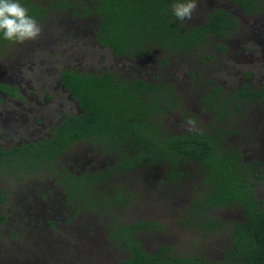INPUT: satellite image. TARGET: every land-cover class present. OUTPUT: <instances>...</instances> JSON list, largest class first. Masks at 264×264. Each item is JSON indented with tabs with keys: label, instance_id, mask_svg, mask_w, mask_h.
<instances>
[{
	"label": "rangeland",
	"instance_id": "374dc122",
	"mask_svg": "<svg viewBox=\"0 0 264 264\" xmlns=\"http://www.w3.org/2000/svg\"><path fill=\"white\" fill-rule=\"evenodd\" d=\"M91 5L86 1L65 11L52 10L41 24L38 39L10 43L6 53L0 55V83L20 84L23 95V98L10 99L0 92L3 98L0 146L9 148L22 138L35 140L40 136L29 135L34 127L41 128L44 123L47 127L42 133H48L64 113L79 111L78 104L59 84L60 71L64 68L91 73L112 70L120 77L137 76L152 82L160 79L172 84L179 103L164 114L160 134L195 129L213 132L219 125L233 132L228 146L238 148L248 163L260 161L259 168L264 175V103L258 99L249 101L242 106L244 109L226 117V126L218 124L217 114L203 103L204 95L215 86L222 87L218 94V101L222 102L235 94L241 84L247 83L252 88L264 85V10L247 14L232 0H198L186 25L200 24L209 12L223 7L236 19L226 37L210 36L198 49L168 53L155 48L132 58L116 55L110 47L97 42L93 32L98 20ZM81 7L90 9L84 17L80 15ZM222 43L225 50L219 46ZM205 80L210 82L205 83ZM43 99L44 104L38 102ZM41 109L49 111V115L37 118L35 112ZM75 149V153L67 155ZM86 152L91 154L83 160L85 164L74 163V171L86 167L104 171L115 161L114 154L96 149L91 142H79L64 152L56 167L60 170L67 160L81 155L85 158ZM49 167L52 170L40 168L29 173L17 169L12 173L0 171V190L8 192L7 201L0 204V264H119L129 251L116 232L120 226L136 221L158 224L137 232L146 252L153 253L159 246L167 245L172 246L176 254L206 255L215 259L229 244L234 222L243 218L242 211L236 207L210 211L205 206L194 207L204 187V175L198 163H189L177 183L169 181V168L161 164H144L115 173L112 179H95L83 193L70 184L77 180L76 176L67 177L65 183L79 196L78 200L73 199L71 208L62 202L68 189H63L58 182L53 194L47 196L44 185L53 183L54 177L65 175ZM71 170L69 168L68 172ZM62 190L64 192L59 194ZM255 192L264 199V178ZM42 193H46V197H42ZM47 201L58 202L63 210L46 214ZM30 212H34L35 218L27 216ZM2 215L6 216L3 221ZM208 216L219 219V226L212 227L206 220ZM30 217L33 219L29 220Z\"/></svg>",
	"mask_w": 264,
	"mask_h": 264
},
{
	"label": "trees",
	"instance_id": "16d2710c",
	"mask_svg": "<svg viewBox=\"0 0 264 264\" xmlns=\"http://www.w3.org/2000/svg\"><path fill=\"white\" fill-rule=\"evenodd\" d=\"M86 1L92 3L97 15V42L110 47L116 55L132 58L155 48L168 53L198 49L210 36L226 37L236 24L232 13L221 7L209 12L202 23L188 26L171 15L173 0H21L40 24L52 10L65 11ZM232 2L247 14L264 10V0ZM81 9L80 15L90 11L87 7ZM10 43L0 39V55L6 53ZM219 46L226 49L223 43ZM246 74L249 76L250 72ZM60 77L81 112L68 114L50 137L9 148L0 146V171L12 173L17 169L29 173L41 166H51L59 172L56 166L64 152L80 140L102 145L109 154L117 155L114 167L102 176L114 168L127 172L144 164H161L169 168V181L177 183L189 163H198L203 171L204 187L194 207L205 206L209 211L236 207L242 211L243 218L234 222L229 244L222 255L213 259L206 255L176 254L172 246L167 245L159 246L153 253L146 252L137 232L158 224L136 221L120 226L116 232L129 251L119 264H264V199L255 192L264 178L263 169L259 168L260 161L248 163L238 148L228 146L233 132L218 125L213 132L195 129L160 134L164 114L179 103L172 84L164 80L149 83L137 76L120 77L112 70L91 73L70 68L63 69ZM0 91L16 95V87L8 83H0ZM221 91V86L212 87L204 95L203 103L217 114L216 122L225 126L228 125L226 117L244 109L242 106L249 101L258 99L264 103V85L252 88L247 83L241 84L235 94L222 102L218 101ZM70 176H76L74 186L84 192H87L85 187L101 178V174L89 172L80 176L68 174L65 178ZM0 191V204H3L8 192ZM1 218L3 221L6 216ZM206 220L212 227L221 222L211 216Z\"/></svg>",
	"mask_w": 264,
	"mask_h": 264
},
{
	"label": "flooded vegetation",
	"instance_id": "af4514ba",
	"mask_svg": "<svg viewBox=\"0 0 264 264\" xmlns=\"http://www.w3.org/2000/svg\"><path fill=\"white\" fill-rule=\"evenodd\" d=\"M258 14V13H257ZM84 16H86V15H83V16H81V17H84ZM80 17V18H81ZM95 19H97V15H95ZM94 34H95V32H93ZM220 39H222V38H220ZM65 69V68H64ZM70 69H73V68H70ZM84 72H87V71H84ZM114 72V71H113ZM115 73V72H114ZM4 74V73H3ZM2 74V75H3ZM60 74H61V71H60ZM5 75V74H4ZM11 77V76H10ZM12 77H13V75H12ZM140 78V77H139ZM7 79V78H6ZM141 79H143V78H141ZM145 80V79H144ZM158 80H160V79H158ZM147 82H149V83H151L152 81H147ZM156 82V81H155ZM155 82H152V83H155ZM9 83H11V82H9ZM8 83V84H9ZM59 84H60V86H61V88L64 90V91H67L68 93H69V98H71L72 100H74L77 104H78V102H77V100L76 99H74L73 98V96H72V94H71V92L66 88V86L62 83V81H61V77H60V81H59ZM11 86H14V87H16V95H7V94H5V93H3V96L4 97H8V98H10V99H14V98H17V97H19V98H23V95L21 94V92H20V90H21V87H20V84L18 85V84H13V83H11L10 84ZM1 92V91H0ZM2 93V92H1ZM18 101L17 102H21V101H19L20 99H17ZM44 100L45 99H43L42 100V102H40V101H38L39 103H41V104H44ZM3 101V98L2 97H0V102H2ZM62 104V103H61ZM59 107H61V105L59 106ZM78 107H79V104H78ZM62 110V109H61ZM79 112H81V109H80V107H79V111L77 112V113H79ZM77 113H64V115H63V117L61 118V120L59 121V122H61L63 119H65L66 118V116L68 115V114H77ZM35 115H38V117L37 118H43L44 117V115H49V111H45L44 109H41L40 111H38V110H36V112H35ZM59 122L57 123V124H54L52 127H50V130H49V132L48 133H46V132H44V133H42L44 130H46V128L45 127H47V125L46 124H41L42 125V127L41 128H39V127H34V130L32 129L31 131H30V133H29V135H32V136H35V135H39L40 137L39 138H37V139H35V140H32V139H24V138H22V140L20 141V142H18V143H16V144H13L11 147H13V146H17V145H21V144H23V143H26V142H30V141H37V140H40V139H42V138H45V137H50L51 136V133H52V130L59 124ZM51 124V123H50ZM49 126V125H48ZM27 130V129H26ZM79 142H86V143H90V142H88V141H82V140H80V141H77L73 146H75L77 143H79ZM73 146H71V147H73ZM78 147V146H77ZM69 149V148H68ZM96 149H99V150H101L102 152H105V153H108L107 151H106V147H104L103 148V146L102 145H96ZM91 151L92 152H96V150L95 149H91ZM65 152H67V150L65 151ZM76 152V149L75 150H73V151H69V154H67V155H70V154H72V153H75ZM89 152H86V154L84 155L85 156V158L83 157V155H81V156H78V157H76L75 159H72V160H70V161H65L64 163H63V165L60 167V170L66 175H68V174H73V175H78V176H80L81 174H85V173H87V172H89V173H94V174H101V178L100 179H104V178H109V179H112V175H114L115 173H121V172H123V171H121L119 168H114V169H112L113 171H111L109 174H106L105 176H102V173H104V172H107L110 168H113L114 167V163L116 162V159H117V155L116 154H114V156H115V161H114V163L112 162L111 164H109L108 166H107V168L104 170V171H100V170H96V169H92V167H86V168H84L82 171H80V170H77V171H74V166L75 165H80L81 163H84V161L88 158V156L91 154V153H89ZM65 154V153H64ZM64 154H63V156H64ZM63 159V158H62ZM84 160V161H83ZM63 161V160H62ZM74 163H75V165H74ZM85 164V163H84ZM74 165V166H73ZM40 168H42V169H47L48 168V166H46V167H44V166H41ZM39 168V169H40ZM72 169L70 172H68V169ZM80 168H81V166H80ZM39 169L37 170V171H39ZM41 169V170H42ZM49 170H52V169H50V168H48ZM96 170V171H95ZM37 171H35V172H37ZM54 171V170H53ZM125 172V171H124ZM65 175L64 176H61L60 178H58V179H56L55 177H54V179H53V183H51V184H45L44 185V189L46 190L45 192H47V194L46 193H42V197H46V195L47 196H49L50 197V195H52L53 194V191H54V187L56 186V182H58L59 184H61V187L64 189V187H66L67 189H68V193H66V194H64L63 195V198H62V202H63V204L64 205H66V206H69V208H71L74 204L72 203V201H73V199H75V200H78V198H79V196H78V194L76 193V191L75 190H73L72 188H71V186H73V188L74 189H76L75 188V186H74V183L73 182H70V184H71V186H67V183H65L66 182V178H65ZM70 177H73V176H70ZM98 180V179H97ZM57 187V186H56ZM77 190V189H76ZM79 193H83V189L82 188H80L79 190ZM64 191L62 190V191H60V193L59 194H62ZM52 193V194H51ZM87 194V193H86ZM69 200H71V202H69ZM49 203V201H47V203L46 204H48ZM61 208V205L58 203V202H56V201H54V202H50L49 203V205L48 206H46V214L47 213H49V212H54V213H59L60 211H62L63 209H60ZM76 209H77V205L75 206V211H76ZM24 211V208L23 209H20V213H22ZM40 211H41V209H40ZM76 212H73V214H75ZM27 214V216H32V217H34L33 215H35L34 214V212H30V213H26ZM45 214V215H46ZM45 215H44V217H45ZM36 216V215H35ZM32 217H30L29 218V220H32L33 218ZM35 218V217H34ZM50 226L52 225V224H49Z\"/></svg>",
	"mask_w": 264,
	"mask_h": 264
},
{
	"label": "clouds",
	"instance_id": "9594fccd",
	"mask_svg": "<svg viewBox=\"0 0 264 264\" xmlns=\"http://www.w3.org/2000/svg\"><path fill=\"white\" fill-rule=\"evenodd\" d=\"M198 0H173L171 15L180 22L192 18ZM42 33L40 22L29 13L21 0H0V39L22 44L35 41Z\"/></svg>",
	"mask_w": 264,
	"mask_h": 264
}]
</instances>
